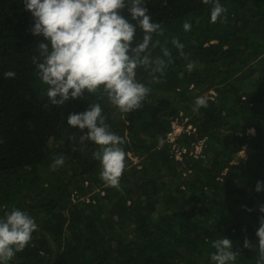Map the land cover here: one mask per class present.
<instances>
[{
  "label": "trees",
  "instance_id": "1",
  "mask_svg": "<svg viewBox=\"0 0 264 264\" xmlns=\"http://www.w3.org/2000/svg\"><path fill=\"white\" fill-rule=\"evenodd\" d=\"M220 3L225 12L212 22L211 3L146 0L161 26L151 55L167 46L171 59L161 73L137 69L149 93L123 112L99 90L51 104L33 62L44 38L31 34L22 0H0V217L18 208L37 224L9 264H214L211 242L222 236L237 251L235 264H255L264 216V191H255L264 181V0ZM142 35L137 27L134 43ZM196 88L213 91L190 119L204 138L202 156L178 161L164 138L178 109H194ZM90 103L101 104L109 130L123 141L116 187L100 176L93 156L100 146L67 124L68 114ZM194 139L180 137L183 144ZM240 151L246 158L232 163ZM127 154L139 160L132 164ZM60 156L64 163L54 165ZM84 184L95 192L88 201L74 199Z\"/></svg>",
  "mask_w": 264,
  "mask_h": 264
},
{
  "label": "clouds",
  "instance_id": "2",
  "mask_svg": "<svg viewBox=\"0 0 264 264\" xmlns=\"http://www.w3.org/2000/svg\"><path fill=\"white\" fill-rule=\"evenodd\" d=\"M202 2L213 5L212 22L222 18L225 8L220 0ZM22 3L33 17L31 34L44 38L38 43V56L33 57V62L46 86V97L53 105L81 97L85 90L88 93L99 90L112 105L129 112L140 107L149 93V88L137 79V69L143 66L153 74L161 73L170 62L167 46L160 47L161 55H151V47L160 44L153 42L152 35L159 33L161 26L152 20L146 0H22ZM137 27L143 35L134 43ZM183 28L190 30L191 24L185 22ZM170 43L181 56L185 55L184 44L178 38L173 37ZM193 68L194 64L189 62L187 69ZM4 76L14 77L15 72L7 71ZM207 104L206 97L198 96L194 110ZM102 111L100 103H90L84 111L68 114L67 124L80 130L82 140L100 146L93 153L100 162V176L107 185L116 187L125 168L126 154L121 147L122 138L109 130ZM63 163L62 156L54 160V165ZM255 191H264V181H256ZM259 210L264 212V207ZM36 228L33 217L18 208L0 217V264H9L25 248ZM255 235L258 238L255 264H264V216L259 217ZM249 243L245 239L244 247ZM211 246L214 252L210 260L214 264H235L237 251L232 250L230 238L222 236L213 240Z\"/></svg>",
  "mask_w": 264,
  "mask_h": 264
},
{
  "label": "built area",
  "instance_id": "3",
  "mask_svg": "<svg viewBox=\"0 0 264 264\" xmlns=\"http://www.w3.org/2000/svg\"><path fill=\"white\" fill-rule=\"evenodd\" d=\"M170 125V129L165 135L164 142L168 144L169 152L173 155L175 160H182L183 155L186 153L193 157L202 156L204 138L197 137L196 126L190 121V118L183 113V111L180 110L177 115L174 116ZM183 134L189 136L194 135L196 139L188 144H183L180 141V137ZM188 172L189 170H185L183 175Z\"/></svg>",
  "mask_w": 264,
  "mask_h": 264
},
{
  "label": "rangeland",
  "instance_id": "4",
  "mask_svg": "<svg viewBox=\"0 0 264 264\" xmlns=\"http://www.w3.org/2000/svg\"><path fill=\"white\" fill-rule=\"evenodd\" d=\"M192 85L189 87L191 88ZM212 90L210 91H205L203 92L201 89L199 88H196V89H192V93L198 97V96H204L206 97L207 99L210 98V96L213 95V91L211 92ZM212 94V95H211ZM195 97V98H196ZM183 111V113L185 115H187L190 119L191 118H195L197 116V112L196 110L194 109H190L188 108L187 110H185L184 108H181V109H178V111ZM175 116V115H174ZM252 132V131H250ZM128 155V158L130 159V161H132L131 163L134 164L135 162H137V160H139V158L137 157H132L130 156V154H127ZM246 158V155L244 153V151L242 152H239L235 155V157L233 158L232 160V163H236V162H239L240 160H244ZM95 191H92L88 185L84 184V187L80 190H77V196L74 195V199H78V200H86L88 201L89 197L94 193Z\"/></svg>",
  "mask_w": 264,
  "mask_h": 264
}]
</instances>
